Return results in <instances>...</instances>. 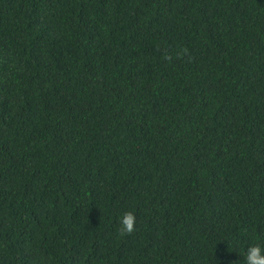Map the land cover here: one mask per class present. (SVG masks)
<instances>
[{
    "label": "trees",
    "instance_id": "trees-1",
    "mask_svg": "<svg viewBox=\"0 0 264 264\" xmlns=\"http://www.w3.org/2000/svg\"><path fill=\"white\" fill-rule=\"evenodd\" d=\"M256 244L264 0H0V264H246Z\"/></svg>",
    "mask_w": 264,
    "mask_h": 264
},
{
    "label": "clouds",
    "instance_id": "clouds-1",
    "mask_svg": "<svg viewBox=\"0 0 264 264\" xmlns=\"http://www.w3.org/2000/svg\"><path fill=\"white\" fill-rule=\"evenodd\" d=\"M122 233L131 234L135 230L136 217L132 212H125L119 218ZM246 264H264V246H250L246 253Z\"/></svg>",
    "mask_w": 264,
    "mask_h": 264
}]
</instances>
